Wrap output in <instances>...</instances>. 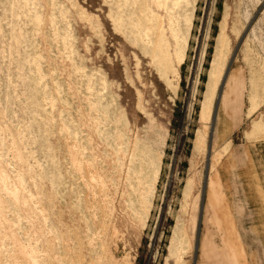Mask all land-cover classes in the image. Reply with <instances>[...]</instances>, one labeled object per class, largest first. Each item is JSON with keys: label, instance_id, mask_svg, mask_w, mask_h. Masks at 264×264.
Listing matches in <instances>:
<instances>
[{"label": "rangeland", "instance_id": "374dc122", "mask_svg": "<svg viewBox=\"0 0 264 264\" xmlns=\"http://www.w3.org/2000/svg\"><path fill=\"white\" fill-rule=\"evenodd\" d=\"M263 224L264 0H0V264H264Z\"/></svg>", "mask_w": 264, "mask_h": 264}, {"label": "crops", "instance_id": "0c3cea01", "mask_svg": "<svg viewBox=\"0 0 264 264\" xmlns=\"http://www.w3.org/2000/svg\"><path fill=\"white\" fill-rule=\"evenodd\" d=\"M223 219V218H222ZM225 219V221L227 222L228 221V217H226V218H224ZM231 226V225H230ZM232 226H233V224H232ZM226 228H229V226H227ZM263 228H264V224H263ZM232 230V229H231ZM233 231V230H232Z\"/></svg>", "mask_w": 264, "mask_h": 264}, {"label": "bare ground", "instance_id": "6f19581e", "mask_svg": "<svg viewBox=\"0 0 264 264\" xmlns=\"http://www.w3.org/2000/svg\"><path fill=\"white\" fill-rule=\"evenodd\" d=\"M221 88V87H220ZM219 95V94H218ZM218 99V98H217ZM217 108V107H216ZM214 115V114H213ZM215 117V116H214ZM212 119V118H211ZM213 120V119H212ZM211 123V122H210ZM211 125H213V122H212V124ZM210 125V126H211ZM213 127V126H212ZM216 129V128H215ZM215 131V130H214ZM213 134V133H212ZM209 135H211V133L209 134Z\"/></svg>", "mask_w": 264, "mask_h": 264}]
</instances>
